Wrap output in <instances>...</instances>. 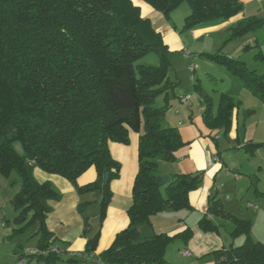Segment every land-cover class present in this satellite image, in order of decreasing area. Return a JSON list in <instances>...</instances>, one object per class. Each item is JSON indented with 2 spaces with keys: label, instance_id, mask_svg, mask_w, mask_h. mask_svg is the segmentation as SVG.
<instances>
[{
  "label": "trees",
  "instance_id": "1",
  "mask_svg": "<svg viewBox=\"0 0 264 264\" xmlns=\"http://www.w3.org/2000/svg\"><path fill=\"white\" fill-rule=\"evenodd\" d=\"M167 18L183 4L191 14L184 31L209 28L243 13L241 0H140ZM244 18L235 36L257 27ZM169 48L152 22L142 16L134 0H0V177L12 176L20 186L11 203L17 213V234L36 228L37 248L49 253L34 258L45 264L59 260L46 221L61 196L49 183H39L34 169L68 179L80 195L102 194L100 218L106 217L112 198L110 184L120 178L121 164L110 143L130 144V130L142 131L139 172L133 187L129 227L112 245L94 256L99 234L90 238L85 255L92 264H168L166 251L176 237L166 234L144 238L151 218L166 210H191L189 195L200 189L204 172L174 175L165 185L158 163H171L187 144L177 128L166 127V109L156 106L175 85L168 72ZM154 54L159 66L143 63ZM227 65L254 96L264 102V74L250 72L244 63L210 56ZM264 61V56L258 55ZM166 106L169 105L168 98ZM237 103L222 94L217 112L209 102L204 121L210 129L232 128ZM168 111V110H167ZM20 142L23 154L15 150ZM95 182L80 186L78 179L89 169ZM109 181L105 185V175ZM87 205L80 204L83 215ZM228 218L219 200L211 199L208 214L200 221L204 231L216 229L208 215ZM233 236L245 235L243 245L215 252L216 264H264V244L250 237L251 223L231 219ZM84 236L90 223L84 217Z\"/></svg>",
  "mask_w": 264,
  "mask_h": 264
},
{
  "label": "crops",
  "instance_id": "2",
  "mask_svg": "<svg viewBox=\"0 0 264 264\" xmlns=\"http://www.w3.org/2000/svg\"><path fill=\"white\" fill-rule=\"evenodd\" d=\"M241 2L248 4L251 0ZM142 16L149 19L152 24L161 19L159 14L151 10H147ZM239 17L236 21L246 18L245 15ZM232 21L235 20L197 31L208 32L221 27L228 29ZM172 35L169 27L167 33L162 34L168 48L170 41L167 38H171ZM178 48L184 50L183 41L178 42ZM191 55L190 53V58ZM236 86L222 92L237 103L228 135H223V129H210L206 125L203 116L207 107L203 108L200 105L198 111L194 112L191 104L193 96L182 95L181 92L176 94L174 91V98L179 99L180 104L177 105L180 106L167 113L164 125L177 128L187 145L176 153L174 162L158 163L159 173L162 178L169 177L171 180L174 175L197 172H204L205 176L200 189L189 195L191 210L161 212L151 218L152 226L142 232L144 238L159 234L175 237L188 229L191 230L192 234L188 239L179 236L169 245L166 251L168 264H216L213 255L215 252L243 245L247 238L245 235H232L236 228V224L231 220L233 218L249 221L250 237L264 244V102L243 87L241 80ZM186 96L191 98L184 102ZM166 98L169 104L173 102L169 93ZM209 102L212 111L216 113L219 104L215 99ZM141 133V130H130L129 145L110 143L111 154L122 168L120 178L110 184L113 195L103 221L100 218L102 200L100 192L80 195L68 179L50 173L42 176L41 182L38 181L42 184H51L61 196L60 201L50 202L53 212L46 221L48 230L56 240L53 247L61 250L59 260L52 264H92L91 258L85 255L88 240L99 234L94 253V256L98 257L112 245L120 232L129 227L128 211L133 205V187L139 172ZM211 140L216 143H212ZM220 141H224L223 145ZM220 147L224 148L223 152L220 151ZM215 155L220 161L211 165V158ZM96 179L97 172L91 168L78 179V184L84 186L95 182ZM163 186L164 193L165 185ZM19 190L20 186L15 187L5 198L0 195V264H17L18 256L23 254L24 249L37 248L38 245V237H34L35 227L17 234L20 227L15 223L17 213L11 201ZM213 197L219 200V205L229 217L222 218L209 214L207 218L216 229L204 231L200 228V221L208 214ZM223 199L229 203L225 205ZM244 202L247 208L255 213L251 218H248V214L240 206ZM80 204L87 205L83 215L78 211ZM84 217L90 223L87 236H84ZM185 251L190 255L184 256ZM29 264L45 262L31 259Z\"/></svg>",
  "mask_w": 264,
  "mask_h": 264
},
{
  "label": "rangeland",
  "instance_id": "3",
  "mask_svg": "<svg viewBox=\"0 0 264 264\" xmlns=\"http://www.w3.org/2000/svg\"><path fill=\"white\" fill-rule=\"evenodd\" d=\"M134 2L138 4L143 15L146 14L147 10H151L161 16V19L153 24L155 30L161 31L164 34L167 33V27H169L173 33L171 38H167L170 41V52L168 54L170 68L168 76L170 82L175 85V89H170L169 92V96L173 102L166 106V96L162 95L158 97L156 103L157 107L166 109V115L170 110H175L180 106L177 105L180 104L179 99L174 98V91L176 94L181 92L182 95H192L193 100L191 104H193L194 112H196L200 105L203 108L207 107L209 101H212V99H215L216 103L219 104L222 92L237 87L236 84L240 80L238 76H235L227 65L215 61L210 56L219 55L244 63L250 72L258 75L264 74V61L257 58L258 55L264 56V0H251L248 4L243 3L245 7L243 13L231 19L235 21L230 23V28L225 29L221 27L208 32L197 30L184 31L185 19L191 14V8L186 3L174 10L170 14V17L167 18L164 14L152 9L144 2L138 0H134ZM242 15L256 21L257 27L240 36H235V29L239 21H236V18H240L239 16L242 17ZM179 41H183L185 45L184 50L178 48ZM186 51L192 54L191 58H186ZM143 63L159 66L160 61L156 55L151 54L143 59ZM222 132L225 135L223 130ZM211 142L216 143L212 140ZM220 142L223 145L224 141ZM14 147L19 154H23L24 147L20 142L16 143ZM220 151L223 152L224 148L220 147ZM33 174L39 182L42 181V176L47 175V173L42 172L39 168H35ZM12 179L13 175L10 177L4 175L0 177L1 197L5 198L14 190L11 187ZM222 201L225 205L229 203L225 199ZM240 206L248 214V218H251L255 214L247 208L246 202ZM259 223L260 220H258L257 224Z\"/></svg>",
  "mask_w": 264,
  "mask_h": 264
},
{
  "label": "built area",
  "instance_id": "4",
  "mask_svg": "<svg viewBox=\"0 0 264 264\" xmlns=\"http://www.w3.org/2000/svg\"><path fill=\"white\" fill-rule=\"evenodd\" d=\"M189 57H190V53L186 52V58H189ZM189 100H190L189 96H186L184 98V102L189 101ZM219 161H220L219 157L217 155H215L211 158L210 163H211V165H214V164H217ZM50 251L53 253H56V254L61 253V250L57 247H52V249ZM48 253H49L48 251H42L38 248H31V247L26 248V249H24L23 254L18 256L17 264H29L31 259L39 258V257H45V256H47ZM183 255L189 256L190 253L185 251V252H183Z\"/></svg>",
  "mask_w": 264,
  "mask_h": 264
},
{
  "label": "water",
  "instance_id": "5",
  "mask_svg": "<svg viewBox=\"0 0 264 264\" xmlns=\"http://www.w3.org/2000/svg\"><path fill=\"white\" fill-rule=\"evenodd\" d=\"M109 177H110V174L109 173H107L106 175H105V185L108 183V181H109ZM171 182V179L169 178V177H164V178H162V182H161V184L162 185H166V184H168V183H170Z\"/></svg>",
  "mask_w": 264,
  "mask_h": 264
}]
</instances>
